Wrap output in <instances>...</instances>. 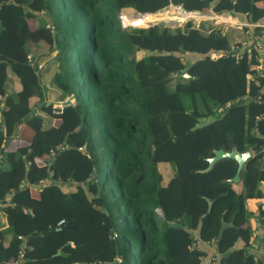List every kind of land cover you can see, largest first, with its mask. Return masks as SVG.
<instances>
[{"label": "trees", "instance_id": "obj_1", "mask_svg": "<svg viewBox=\"0 0 264 264\" xmlns=\"http://www.w3.org/2000/svg\"><path fill=\"white\" fill-rule=\"evenodd\" d=\"M170 5L249 25L264 14L261 0H0V210L13 211L0 264H204L199 242L213 244V264H263L246 209L264 199L257 52L211 59L229 49L222 24H120L123 9ZM22 126L29 140L6 150ZM220 149L252 153L239 182L233 159L203 172ZM36 188L57 211L32 204ZM256 216L263 225V204Z\"/></svg>", "mask_w": 264, "mask_h": 264}, {"label": "crops", "instance_id": "obj_2", "mask_svg": "<svg viewBox=\"0 0 264 264\" xmlns=\"http://www.w3.org/2000/svg\"><path fill=\"white\" fill-rule=\"evenodd\" d=\"M261 5L263 8L264 12V0H261ZM124 10H129L134 12L132 9H123ZM161 11V10H160ZM160 11H156L153 14H149L151 16L159 15ZM224 15V16H221ZM213 14L210 11H205L202 12L203 19L200 20V23H210V24H222L224 26V33L227 34L230 38V44L231 43H237V42H245L247 41V35H245L244 29L246 26L249 24L246 22L245 16H231L230 14ZM213 16H219L218 18H213ZM181 18L184 16L181 15ZM220 17L224 18L223 21H220ZM193 25H195V22H192ZM260 24H264V14L261 19ZM197 25V24H196ZM190 60L193 59L192 56L188 57ZM30 138V132L29 130L22 126L20 127V131L17 135V137L9 142L6 145V150H13L15 147H17L20 144L26 143ZM34 196L32 199V204H43L45 205L48 210L50 211H57L56 206L52 204L51 201H41L39 192L40 189L36 188L33 190ZM259 204L264 205V199L263 200H249L246 204V209L254 213V216L249 220V226L251 229V239L249 241V248L248 251L253 254L257 259L261 260V262L264 264V226L257 220L256 216V210ZM12 209L11 208H4L0 210V228L4 227V222L7 216L12 215ZM199 247L201 250H204L208 253L207 258L204 261V264H213L212 262V256L215 255L216 251L213 246V244H203V243H198Z\"/></svg>", "mask_w": 264, "mask_h": 264}, {"label": "built area", "instance_id": "obj_3", "mask_svg": "<svg viewBox=\"0 0 264 264\" xmlns=\"http://www.w3.org/2000/svg\"><path fill=\"white\" fill-rule=\"evenodd\" d=\"M235 1V0H232ZM136 15V14H135ZM149 14H138V17H143ZM161 16H163L164 20L169 21L170 26H179L180 23H187L188 21L195 22L194 26L198 27L200 24V20L203 19L202 13L199 12H186L184 11L181 6H174L170 5L169 7L160 11ZM183 15L184 17L179 20H175L174 18H178V16ZM221 15V14H220ZM224 16V15H221ZM219 16H213V18H218ZM120 24L123 27L132 26V27H142L133 24H124L122 18L120 17ZM152 21L144 25V27H150ZM254 27H259L262 29V33L259 35L252 34V29ZM249 29L245 30V35H247V41L245 42H237L231 43L229 45V49L225 52H218L211 54V59L216 60L220 56L230 57L236 62H241L243 60H248L251 51L257 52V64L255 66V78H256V86L257 91L255 96L252 98V101L259 104L264 105V83H259L258 79L264 77V24H257V25H249ZM28 61L31 62L30 57L28 56ZM40 67V66H38ZM248 97H243L242 100H248ZM55 113L62 112L63 106L61 103H57L56 107L54 106ZM258 118L264 117L262 114L257 115ZM61 223V222H60ZM264 226V223H263ZM22 255L20 256L19 260L11 263V264H24L22 260ZM116 261H119V258H116Z\"/></svg>", "mask_w": 264, "mask_h": 264}, {"label": "water", "instance_id": "obj_4", "mask_svg": "<svg viewBox=\"0 0 264 264\" xmlns=\"http://www.w3.org/2000/svg\"><path fill=\"white\" fill-rule=\"evenodd\" d=\"M134 13L136 15L139 14L136 11H134ZM195 57L198 58L197 55ZM55 59H56V57H53L51 60H55ZM182 72H183L184 77L187 78L188 74L185 73V70H183ZM51 83H52V80L46 84L47 88L50 86ZM48 104L49 103H47V105ZM71 104H72L71 99H66L65 101L61 102V105L63 107L70 106ZM84 149H85V146L81 148V150H84ZM213 154H214L213 157L207 159L208 166L203 172H208L212 168L214 163H216L217 161H219L221 159H226V158L233 159L237 162L238 166H237V170H236L235 175L230 179L231 182H239L240 173L243 169L244 163L252 155V153L250 151L245 152V153H239L236 149H233L231 152H226L222 149L214 150ZM92 178H93V180H95V177H92ZM210 206H211V202H208V210H209ZM230 226H231L230 224H227L224 222L221 223L220 229H219L218 235H217V240H219L221 238L224 229H226L227 227H230Z\"/></svg>", "mask_w": 264, "mask_h": 264}, {"label": "rangeland", "instance_id": "obj_5", "mask_svg": "<svg viewBox=\"0 0 264 264\" xmlns=\"http://www.w3.org/2000/svg\"><path fill=\"white\" fill-rule=\"evenodd\" d=\"M121 15L122 17L124 18V22L125 24H131V22H129V20L127 19V16H126V10L124 11H121ZM131 16V15H130ZM135 18L137 21V23L133 24V25H137V26H142V27H138V28H147V27H144V25H146L147 23H149L150 21L152 25H155V24H162V25H165L167 27H170V28H176V27H181L183 26L185 23H180L179 26H170V23L169 21L167 20H164L163 19V16L161 15H155V16H151V15H145L143 17H138L137 15H135ZM33 26H36L37 24L35 22H32ZM123 27V26H122ZM141 55H138V58L140 57ZM52 79H50L48 82H50ZM52 86V83L50 84V86L48 88H50ZM63 102V101H61ZM59 103V102H57ZM56 102L53 103V107L55 106L56 107ZM161 171L163 172V174L165 173L166 174V177H169L170 176V172L168 170V168L166 167V170L164 167H161Z\"/></svg>", "mask_w": 264, "mask_h": 264}, {"label": "bare ground", "instance_id": "obj_6", "mask_svg": "<svg viewBox=\"0 0 264 264\" xmlns=\"http://www.w3.org/2000/svg\"><path fill=\"white\" fill-rule=\"evenodd\" d=\"M131 17H129V16H127V19L129 20V22H133V21H135V20H133V19H130ZM175 20H179L180 21V19H181V17L180 16H178V18H174Z\"/></svg>", "mask_w": 264, "mask_h": 264}]
</instances>
